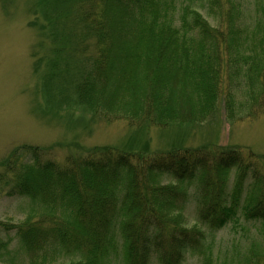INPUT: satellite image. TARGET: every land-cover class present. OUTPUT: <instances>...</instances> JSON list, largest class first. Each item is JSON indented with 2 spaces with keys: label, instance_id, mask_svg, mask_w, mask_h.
Returning a JSON list of instances; mask_svg holds the SVG:
<instances>
[{
  "label": "trees",
  "instance_id": "1",
  "mask_svg": "<svg viewBox=\"0 0 264 264\" xmlns=\"http://www.w3.org/2000/svg\"><path fill=\"white\" fill-rule=\"evenodd\" d=\"M200 3L214 24L182 0H40L49 86L75 76L79 105L132 125L205 123L221 105L231 123L263 116L264 0ZM0 169L1 191L31 204L23 222L0 220V264H20V254L28 264H182L191 253L218 264L206 235L184 225L191 183L210 230L239 213L264 219V156L241 148H105L60 162L22 145ZM250 249L240 264H264V248Z\"/></svg>",
  "mask_w": 264,
  "mask_h": 264
},
{
  "label": "rangeland",
  "instance_id": "2",
  "mask_svg": "<svg viewBox=\"0 0 264 264\" xmlns=\"http://www.w3.org/2000/svg\"><path fill=\"white\" fill-rule=\"evenodd\" d=\"M39 1L0 0V163L22 145L48 150L50 157L60 162L105 148L133 156L200 147L241 148L264 156V115L231 123L221 105L216 117L205 123L132 125L99 117L79 105L74 92L75 76H67L64 82L58 74L50 87V18L38 8ZM182 2L194 3L214 24L200 0ZM42 27L46 29L43 31ZM73 72L78 76V71ZM234 176L232 173L230 184ZM163 184L176 183L165 178ZM196 189V183H191L192 198L182 212L184 225L197 227L206 235L214 261L240 264L239 260L250 254V248H264V219L247 220L239 213L236 220L222 229L204 227L198 218ZM30 208L28 199L7 197L0 189L1 221L19 224L26 220ZM19 259L20 264H28L23 254ZM203 261L202 256L191 253L182 264H204ZM111 264L123 263L113 259ZM149 264L158 262L154 258Z\"/></svg>",
  "mask_w": 264,
  "mask_h": 264
}]
</instances>
